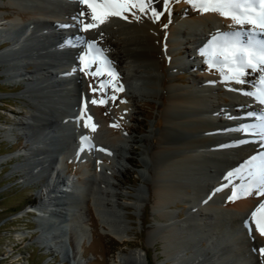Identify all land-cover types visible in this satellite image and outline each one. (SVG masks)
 Returning a JSON list of instances; mask_svg holds the SVG:
<instances>
[{"label":"bare ground","instance_id":"bare-ground-1","mask_svg":"<svg viewBox=\"0 0 264 264\" xmlns=\"http://www.w3.org/2000/svg\"><path fill=\"white\" fill-rule=\"evenodd\" d=\"M50 1L0 0V43H6L0 49V75L7 77V81H9L8 79L11 80L7 84L9 86L14 85V80V82L22 84L26 81L25 85L27 83L31 86L34 85L35 81L32 77L36 78L38 75H40L38 79L43 81L48 80V82L54 79V75L60 77L69 75V78L66 77L64 85H67L71 78L80 80L82 73L79 68L80 62L78 63V57L83 53V46L88 49L87 43H82L81 38L84 41L94 40L96 47L102 49L101 55L106 57L111 63H123L125 65H123L124 69L121 71L120 80L126 82L129 89L131 87L137 89L140 81H143V86L140 90L143 91L146 87L155 89L159 87L158 82H160V87L164 89L165 94L167 93L165 98L161 97L162 101L166 100L167 102V105L163 107V118L166 127L160 132L156 147L144 148L153 162V178L150 181L153 198L152 218H158L164 223L156 225L154 232L148 233V236L150 238L160 237L163 250L160 254L169 264H244L247 260L253 261V264H264L262 261L255 263L257 257H261L262 255L259 250L261 247H264V235H261L256 230L255 224L251 223V212L261 201H264V194L257 196L255 194L256 189H253L247 196L240 194V198L228 199V196L232 194L233 187L239 189L241 184L246 183L250 179L246 166V161H248L249 157L258 153H264V143L252 147L248 146L250 140L254 138L231 129L241 122H249L242 115L245 111L257 110L264 106L259 105L253 98L247 95L231 90L240 88L238 84L223 82L221 77L209 74L208 70H215L214 68L208 69L209 67H203L200 70L202 75L200 80H197V82L191 81L183 89H175L172 85L167 86L166 82L161 80V76L165 72L170 77V71L171 69L175 70V67L196 69L197 65L194 64L196 56H199L198 61L201 64L200 59L203 58L199 50L211 36L217 31H235L242 26L236 25L230 18L223 17L217 12L202 13L196 9L194 11L195 16L193 17L183 18L184 13H181L179 17L183 18L182 21H178L174 25L172 24L170 29L164 34L165 39L162 43L160 29L161 15L159 19H155L150 11L140 13L137 10V15L140 16V19L137 20L134 16L133 18L128 16V20L134 21L131 25H125L123 22H120L117 16H110L104 23L84 31L82 30V25L73 19V17L77 16L80 11H84L86 16L81 19L91 22L90 17L87 15L88 9L86 5H81L79 0H57L58 3L55 4H51ZM52 5L54 9H52ZM155 6L158 10L162 11L163 5L160 3V0H157ZM10 7H13L16 11L6 13L8 11L5 9ZM30 25H34L35 29ZM70 27H75L78 29V32L76 34L68 32L67 28L69 29ZM47 28L53 29V32L47 34L45 32L48 30ZM60 28L64 30L63 33L59 31ZM41 29L43 30L40 32ZM90 31H94L95 35L89 33ZM61 34H66L67 38L72 40L75 39L76 44L77 40L81 42L80 46H74V51L70 49L71 55L74 56L70 60L66 59L64 61L65 58L57 59L56 52L47 51L51 46L48 43L51 41L57 46L64 48L63 44L65 41L63 42L62 39L66 36ZM66 48L65 50L68 51ZM40 49H43L42 51L45 52L46 56L40 54ZM14 51L18 53V59L15 56L9 55L10 52V54L14 55ZM29 51L31 53L36 51L39 54L25 55ZM70 53L68 54L70 55ZM34 58L35 62L38 61L35 66L32 62L34 67L32 69L33 74L29 76V71L22 68L20 63L25 60H34ZM49 59L51 62H46ZM169 69L170 71H168ZM73 73L74 76L71 75ZM145 79L148 81L147 83H145ZM246 79L252 81L253 77L247 76ZM210 81H215V83H210ZM219 86L226 89L227 93L232 95V100L233 98L235 100L232 102L233 105L229 103V105L225 106L224 110L220 109V105L215 106L207 103L208 98L212 97L214 91H217L215 93L220 92L217 90ZM84 87L88 89V86ZM31 88L34 91L31 90L30 92H35V89ZM82 88L80 85L78 94L76 93L78 96L82 94ZM242 88L248 89V87ZM133 92L135 93L134 90ZM30 94L34 96L35 100L40 102L38 109L34 108L30 110L29 115L24 116V119L27 117L31 120V122L26 121L28 132L31 124H33L39 127L42 134L47 138L55 133L54 130H63L58 126L60 121H62L68 127L75 126V129L83 130L84 136L93 137L96 142L103 143L106 147L116 148L115 152L118 154L117 160L114 159L115 156L113 154L110 155L109 149L108 151H103L102 149L107 148H99L102 147L100 145L94 146L90 140L82 141L80 143L82 147L87 148L86 155L84 154L77 158L78 177L81 181L74 182L73 179L61 177L60 182L57 181V184L52 185L53 189L48 188L49 186L45 188L51 196L56 195L55 189H57V193L61 190L60 192L70 194L74 199L84 194V198L88 196L89 198H96L95 200L97 201L101 200L94 192L93 182L96 179H91L90 175H87L90 163L88 157L100 153L96 164L103 165L104 169L114 174L119 171L117 166L119 165L118 160H123L124 157L122 151H124L125 146L122 144L130 142V136L112 133L114 125H112V129L105 131L104 127H106L107 123L100 121L98 123L94 122L96 131L90 126L86 127H89L86 131V129L80 126V122L76 121V123H73L75 121L73 117L76 116L79 108L75 105L69 106V101L66 98L61 97L58 93H51V97L65 105V108L69 111H67L68 113H66L65 109L64 112L58 109L51 110V107L43 99V95ZM241 105L244 107H240ZM40 108L44 109L43 114L40 113ZM208 109L209 111H207ZM17 111L19 114L21 113L20 110ZM218 114H220L218 119L220 123L211 125L210 121H213L212 117ZM226 114H230V117H232L230 121L224 119V116H227ZM200 120L203 122H200ZM232 120L238 121L234 122ZM17 122L20 124V129H22V121L17 120ZM188 122L192 126H195V130L203 131L207 136L201 137L200 135L193 134L192 137L188 138H179L178 136L174 138L171 133L185 130L184 125ZM91 124L93 123L89 122V125ZM12 125L10 122L8 129L13 130L15 125L13 127ZM5 127L6 125L0 124L1 131H4ZM27 127L25 130H27ZM190 131L195 132L194 130ZM235 134L237 135L236 139H231L235 137ZM23 135L26 137L30 134L24 132ZM32 138L36 142L35 136H32ZM224 138H228L236 150L227 149ZM236 140H248V142L236 145L233 143ZM216 143L221 144L222 150L213 152L212 150L215 148L214 144ZM68 145L69 150L72 152L71 154L74 155L77 150L82 149L81 145L77 146L75 142H71ZM31 146L33 144L28 149H31ZM34 151L32 153L23 148L19 151L0 155V165L10 159H16L19 156H25L26 153H30L31 157L34 158L33 163L36 164L37 168L40 167L39 170L46 171L47 173L42 178L44 183L48 184L49 179L53 175L54 178H59L60 174L54 173V171L60 165L58 158L60 153H58V157L54 158V156L51 157V154L55 153V151L42 148ZM229 154H232L236 159ZM47 155L49 159H46ZM125 160L128 159L125 158ZM49 161L52 166L49 165L50 170L48 171L46 163ZM146 163V161H143L144 165ZM233 170H236L238 174L230 179H225L226 174ZM21 180L25 181L26 179L22 177ZM54 181H56V178ZM221 185L226 186L221 187ZM83 189H86L87 193H83ZM226 191H229L228 196H224ZM139 199L140 197L137 196L136 203L134 204L135 207H140ZM178 202L187 203L189 213H191L190 215L186 214L187 217L180 220L175 219L174 215L167 209ZM97 205L100 208L97 211L99 223L101 226H106V234L113 237L119 243L128 241V228L125 223L119 219L107 221L104 212L107 207L100 203ZM51 206L58 205L54 201L53 203L41 201L32 207V209H35L43 219L44 212L46 213ZM49 220L54 223L57 222L56 225H60L63 218L60 215H56L54 217L51 216ZM250 228L251 231H249ZM58 237L60 239V235ZM202 240H205L207 243L205 248L196 249L189 256L181 254V250L188 249L190 248L189 246L196 243H201ZM228 255H233L235 260H231V263L227 261ZM262 256L264 258V255ZM116 258V260H113V264H147L146 254L141 249H132L126 253L121 252L118 256L116 255Z\"/></svg>","mask_w":264,"mask_h":264},{"label":"rangeland","instance_id":"rangeland-1","mask_svg":"<svg viewBox=\"0 0 264 264\" xmlns=\"http://www.w3.org/2000/svg\"><path fill=\"white\" fill-rule=\"evenodd\" d=\"M5 10L8 11L6 13L16 11L13 7L6 8ZM195 10L196 9L190 5L187 0H170L167 10H164V7L162 6L160 20L161 42L163 43V40L165 39L164 34L170 29L172 24L174 25L178 21H182L184 17L195 16ZM181 13H184L182 16L183 18L179 17ZM126 14L133 18L131 14ZM118 19L125 25H131L134 23V21L128 19L125 20L120 17H118ZM164 25H167V27H164ZM242 27L248 28L251 26L245 25ZM67 30L68 32L70 31L75 34L78 32V29L75 27L67 28ZM59 31L62 33L64 32L61 28ZM89 33L95 35L94 31H90ZM61 35L66 36L62 40L72 48V51H74V46L81 45L80 40H77L76 44L75 39L72 40L67 38L66 34ZM5 44L6 43H0V49H2ZM65 46L66 44L63 45V47ZM42 50L40 49L39 52H43ZM71 50L59 53L60 56L56 53L57 59L65 58L64 61L66 59L70 60L73 57L70 53ZM54 51L55 50L51 52L54 53ZM86 51H88V49L83 46L82 52ZM14 52V55L10 54L11 52L9 55L12 57L15 56V58L18 59V53L16 51ZM68 53H70L71 56ZM40 54L46 56L44 52ZM28 57L30 56L28 55ZM198 60L199 56H196L194 61V64L197 65L196 69L175 67V70H168L171 73L170 77H168L165 72L161 76V80L165 81L167 86L172 85L175 89H183L186 85H189L191 81H199L202 76L200 70H202L203 67L208 68V65L203 59H200L201 64H199ZM32 62L35 66V58L34 60H25L20 63L22 68L29 71V76H32L33 74L32 69L34 67ZM46 62L50 63L51 60L49 59ZM79 62L80 61L78 60V63ZM123 65V63L104 65L103 62L99 65L94 64L84 71L80 70L82 73L80 80L71 78L67 85H64V82L66 77L69 78V75H64L65 78L54 75L53 78L55 80L53 79L49 82L48 80L43 81L38 79L40 76L38 75L36 78L32 77L35 81L34 85L31 86L27 83L25 85L26 81L22 84L16 81L14 82V80L13 83L15 84L9 86L7 83L11 80L8 79L9 81H7V77L0 75V124L6 125L4 131L0 130V155L19 151L23 148H26L32 153L35 152L34 150L37 151L38 148L49 149L55 151V153L51 154V157L54 156V158L58 157L57 155L60 153L58 157L60 165L56 171H54V173L57 172L60 176L59 178L55 177L56 181H54V183L52 180H50L48 184L42 181V178L47 173L46 171L39 170L40 167L37 168L36 164L33 163L34 158L31 157L30 153H26L25 156H19L16 159H10L0 165V264H113L116 255L118 256L121 252L126 253L132 249L143 250L146 254L147 264H169V262L160 254L163 251L160 237L150 238L148 236V233L154 232L156 225H162L164 222L158 218H152L151 211L153 198L150 181L153 178V162L145 149L146 147L147 149L154 148L158 145L157 138L160 136V132L166 127L163 118V107L167 105V102L166 100L162 101L161 97L165 98L167 93L165 94L164 89L160 87V82H158L159 87L155 89L148 87V90L146 87L143 91L140 90L143 86V81L138 83L137 89H133L132 87L129 89L127 83L120 80L121 71L125 66ZM97 67L114 69L116 75L109 76L105 71L102 75L93 76L91 73L96 71ZM214 69L215 70H208L209 74L221 77L220 71L217 68ZM71 75L74 76V73ZM248 76L253 77V80L256 78V74H250ZM101 80L108 82L103 90H101ZM147 82L148 81L146 80L145 83ZM113 84L116 85V88H113ZM80 85L81 88L83 87L82 94H79L80 96H78L77 94ZM84 86H88V89H85ZM239 86L240 88L248 87L249 89L252 85L249 83ZM31 87L35 89V92H30L32 90ZM93 89H96V91H93ZM133 90L135 93H132ZM54 92L61 95V97L66 98L69 101V106L75 105L79 108V113H76V116L73 117L75 118V121L73 120L74 122H72H80V126L83 129H86V131L89 127L86 128L87 126L85 122L88 124L89 122L95 124L100 121L107 123L106 127H104L105 131L112 129V125H114L115 127L113 128L114 131L112 133L130 136V142L122 144L125 146L124 151H122L124 157L123 160H118V172L113 174L109 170L104 169L103 165L96 164V160L99 158L100 153L88 157L90 163L87 171L88 174L87 172L86 174L90 175L91 179L94 178L97 180H94L95 182H93V185L95 194L101 198L99 201L95 200L96 198L93 199L91 197V199L88 196L84 198V194L80 195L81 197L78 196L74 199L70 194L60 192L61 190L57 193V189H55L56 195L51 196L49 192L45 190L47 186L51 189L53 184H57V181L60 182L61 177L73 179L74 182L81 181L78 177L79 169L77 158H79L78 156L84 155L87 148H83L82 144H80L82 143L81 137L85 135L82 132L83 130L80 131L75 129V126L68 127L62 121H60V124L62 123L63 125L58 124V126L63 130H54L55 133H57L54 135L51 134V136L47 138L42 134L39 127H36V125L33 124H31L28 132L26 121L31 122V120L27 117L24 119V116L27 114L29 115L30 110L32 109H38L40 102L35 100L34 96L30 93H36L41 96L43 95V99H45L46 104L51 107V110L58 109L64 112L65 109L66 113L69 112L64 104L59 103L56 99L51 97V93ZM215 92L217 91H214V94L212 93V97L208 98L207 103L215 106L220 105L219 107L221 110H224L226 105H229V103L231 105L232 102L235 101L234 98L232 100V98L226 97V95L224 96V93L222 92ZM113 96L115 99L112 98ZM94 99L96 101L105 99L106 103H93ZM82 104L85 106V109L82 108ZM17 110H20L21 113L19 114ZM40 110V113L43 114L44 109L40 108ZM207 111H209V109ZM89 117L91 118L90 120H88ZM219 117L220 114L212 117L213 121L211 120L210 124H219ZM231 118L230 114L224 116V119L229 121ZM17 120L22 121V129H20L21 127ZM232 121L237 122L238 120ZM10 122L13 124L12 127L15 125L13 130L8 129V124H10ZM200 122L203 121L200 120ZM184 126L185 130L171 133L174 138L175 136H178L179 138H188L192 137L193 134L200 135L201 137L207 136L203 131L195 130V126H192L190 122L185 123ZM26 127L27 130H25ZM190 130H194L195 132H191ZM24 132H27V134L30 135L25 137V135H23ZM32 136H35L37 139L36 142ZM236 137L237 135L235 134V137L231 139H236ZM89 138L94 146L100 145L102 147L99 148L104 147L107 148V150L109 149L110 155L113 154L115 156L114 159L117 160L118 154L115 152L116 148L113 149L112 147H106L103 143L96 142L95 138ZM71 142H75L77 146L81 145L82 147V149L76 151L75 155L71 154L72 152L68 147V144ZM224 143L227 149L236 150V148L231 145V141L228 138H224ZM260 143L262 142L253 139L250 140L248 146H257L260 145ZM31 144H33V146H31L32 148L28 149ZM212 151L216 152L217 150L213 149ZM229 155L236 159L232 154ZM125 158L128 160H125ZM46 159H49L48 155L46 156ZM143 161H146L147 163L144 165ZM49 165L52 166L50 161L46 163L48 171L50 170ZM22 177L26 180L22 181ZM37 178L39 179L37 180ZM216 182L218 181L216 180ZM84 190L86 189H83V193H87V190ZM225 193L224 196L229 195V191H226ZM137 196L140 197V207L134 206ZM238 196L240 198L239 192ZM41 201H48L49 203H53L54 201V203L58 205L49 207L46 213L44 212L43 219L35 209H32V207ZM98 203L107 207L104 211L107 221L119 219L125 223L128 228V241L125 243H119L113 237L106 234V226H101L99 223L97 211L100 208L97 205ZM167 209L177 220L184 219L187 215L191 214L189 213L188 204L184 202H178ZM59 211L61 212L59 213ZM56 215H60L61 218H63L60 225H56L57 222L54 223L49 220L51 216L54 217ZM59 235L60 239L58 237ZM206 245V241L202 240L201 243H196L189 246L190 248L188 249L181 250V254L189 256L193 254L194 250L203 249ZM257 249H259V247H257ZM228 256L227 261L230 262L231 260H235L233 255ZM230 257L231 259H229ZM258 261L264 263L262 255L261 257H257L255 263H258ZM253 263V261L250 262L249 260L244 262V264Z\"/></svg>","mask_w":264,"mask_h":264},{"label":"snow or ice","instance_id":"snow-or-ice-1","mask_svg":"<svg viewBox=\"0 0 264 264\" xmlns=\"http://www.w3.org/2000/svg\"><path fill=\"white\" fill-rule=\"evenodd\" d=\"M156 2L157 0H79L81 5H86L87 15L91 22L81 19L86 16L84 11H80L73 19L82 25L84 31L104 23L110 16L127 20L128 15L126 13H128L139 20L140 16L137 15V10L140 13L150 11L155 19H159L162 11L155 6ZM187 2L202 13L217 12L223 17L230 18L238 26H251L248 28L240 27L235 31H217L201 47L199 52L210 69L217 68L220 71L223 82H234L238 85L250 83L252 85L250 89L235 88L231 90L247 95L259 105L264 106V0H187ZM160 3H162L164 10H167L170 0H160ZM81 42H86L88 47V51L81 53L78 57L81 71L94 64L99 65L101 62L104 65L111 63L101 55L102 49L96 47L94 40L84 41L81 38ZM105 71L109 76L116 75L114 69L107 67H97L96 71L91 74L93 76L102 75ZM250 74H256V78L252 81L246 79ZM107 83L103 80L100 81L101 90ZM210 83H215V81H210ZM112 86L116 88L115 84ZM112 98L115 99L114 96ZM93 103L103 104L106 103V100L96 101L94 99ZM240 107L244 106L241 105ZM242 115L249 122H241L231 130L246 134L264 143V107L245 111ZM86 126H90L93 130L96 127L95 124L89 125L87 122ZM89 139L87 136L81 137L82 141ZM247 142L248 140H236L233 143ZM102 150L108 151L107 149ZM246 166L250 179L241 184L239 189L233 187L232 194L228 196L229 200L239 198L238 192L247 196L253 189H256L255 194L257 196L264 194V153L249 157ZM237 174L236 170L230 171L226 174L225 179H230ZM225 186L221 185V187ZM251 217V223L255 224L256 230L264 235V201H261L251 212ZM259 251L264 255V247H261Z\"/></svg>","mask_w":264,"mask_h":264},{"label":"water","instance_id":"water-1","mask_svg":"<svg viewBox=\"0 0 264 264\" xmlns=\"http://www.w3.org/2000/svg\"><path fill=\"white\" fill-rule=\"evenodd\" d=\"M35 53V52H34ZM34 53H31L30 51L29 52H27V53H25V55L26 54H32V55H34ZM36 54V53H35ZM37 56V55H36Z\"/></svg>","mask_w":264,"mask_h":264}]
</instances>
